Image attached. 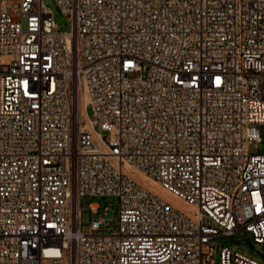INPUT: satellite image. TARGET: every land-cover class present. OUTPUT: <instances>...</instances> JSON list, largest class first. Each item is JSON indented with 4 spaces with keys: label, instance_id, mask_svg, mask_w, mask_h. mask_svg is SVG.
Listing matches in <instances>:
<instances>
[{
    "label": "built area",
    "instance_id": "2783aa9c",
    "mask_svg": "<svg viewBox=\"0 0 264 264\" xmlns=\"http://www.w3.org/2000/svg\"><path fill=\"white\" fill-rule=\"evenodd\" d=\"M53 2L68 33L0 0V264H214L239 230L264 249V0ZM89 197L117 210L82 228Z\"/></svg>",
    "mask_w": 264,
    "mask_h": 264
},
{
    "label": "rangeland",
    "instance_id": "374dc122",
    "mask_svg": "<svg viewBox=\"0 0 264 264\" xmlns=\"http://www.w3.org/2000/svg\"><path fill=\"white\" fill-rule=\"evenodd\" d=\"M44 6L51 11L53 20L58 27V30L61 33H68L70 31V25L68 20L65 16L60 12L57 8L53 0H42ZM85 113L88 119L92 118V112L89 107L85 109ZM250 154H259L264 155V126L261 130V143L255 146V144H251L248 148ZM131 177L138 181L140 184L151 188L152 190L155 187L148 181H145L142 176L136 172L131 174ZM97 204L99 208H103L105 206L111 207V209L116 212L117 210V203L112 198H101V197H89V198H82L80 201V224L82 228L86 227L89 224L91 214L89 213L88 207L89 205ZM179 208H182L178 205ZM98 210L95 215L92 216L94 220H98L102 216V210ZM189 212V211H187ZM222 247H228L234 252L242 254L246 257L252 258L253 260L264 264V249L252 243L251 237L244 232L243 230L237 231L232 236H221L215 238V247L213 253V263L220 264V257L219 251Z\"/></svg>",
    "mask_w": 264,
    "mask_h": 264
},
{
    "label": "bare ground",
    "instance_id": "6f19581e",
    "mask_svg": "<svg viewBox=\"0 0 264 264\" xmlns=\"http://www.w3.org/2000/svg\"><path fill=\"white\" fill-rule=\"evenodd\" d=\"M126 170H130V169L127 168ZM141 176H142V178L145 181H148V179L146 177H144V175L141 174ZM148 182H150L155 187V189H153V191H156L160 195V197H162V198L166 199L167 201L171 202L173 205H176V206L180 205L185 211H189L188 213H190V209L191 208L188 205H184L182 203H179L177 200H175L168 193H166L165 191H163L162 189H160V187L158 186V184H156V183H154L152 181H148Z\"/></svg>",
    "mask_w": 264,
    "mask_h": 264
},
{
    "label": "water",
    "instance_id": "95a60500",
    "mask_svg": "<svg viewBox=\"0 0 264 264\" xmlns=\"http://www.w3.org/2000/svg\"><path fill=\"white\" fill-rule=\"evenodd\" d=\"M108 216H110V214H108Z\"/></svg>",
    "mask_w": 264,
    "mask_h": 264
}]
</instances>
